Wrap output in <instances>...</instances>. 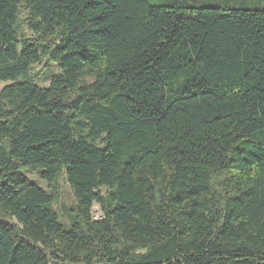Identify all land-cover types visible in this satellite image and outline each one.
I'll list each match as a JSON object with an SVG mask.
<instances>
[{"label":"trees","instance_id":"trees-1","mask_svg":"<svg viewBox=\"0 0 264 264\" xmlns=\"http://www.w3.org/2000/svg\"><path fill=\"white\" fill-rule=\"evenodd\" d=\"M0 80V264H264V8L0 0Z\"/></svg>","mask_w":264,"mask_h":264},{"label":"rangeland","instance_id":"rangeland-1","mask_svg":"<svg viewBox=\"0 0 264 264\" xmlns=\"http://www.w3.org/2000/svg\"><path fill=\"white\" fill-rule=\"evenodd\" d=\"M152 1L157 2L159 0ZM229 3L231 7L264 8V0H229ZM210 4L212 3L210 2ZM58 72H60V69L57 63L53 61L48 62L47 60L40 65H36L32 70V73L37 75L36 83L40 87H48L51 75ZM11 83V80H0V90ZM23 173L47 191L52 190L48 185V182L41 179L40 171L24 170ZM57 192V199H55L53 207L57 211L62 224L66 228H69L77 217V202L66 176L62 173L57 182ZM93 217L96 220L101 219L102 217V211L99 204H94L93 206Z\"/></svg>","mask_w":264,"mask_h":264}]
</instances>
